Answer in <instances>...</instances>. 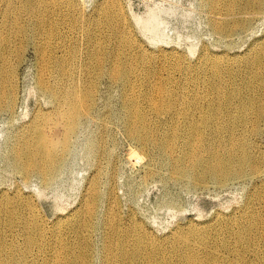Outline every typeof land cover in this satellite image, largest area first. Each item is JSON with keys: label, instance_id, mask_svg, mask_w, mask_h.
I'll return each instance as SVG.
<instances>
[{"label": "bare ground", "instance_id": "bare-ground-1", "mask_svg": "<svg viewBox=\"0 0 264 264\" xmlns=\"http://www.w3.org/2000/svg\"><path fill=\"white\" fill-rule=\"evenodd\" d=\"M203 2L213 14V31L222 36L246 28L247 16L264 14V0ZM90 13L70 0H0V112L14 113L16 71L25 61L24 45L29 37L44 68L37 86L51 102L48 110L36 112L15 131L9 147L14 170L28 177L35 175L45 184L62 174L71 138L94 108L96 81L106 77L123 86L126 134L143 150L158 154L172 178L194 185L208 178L225 184L264 174V149L259 143L264 139V40L232 58L205 50L199 57L202 75L194 67L176 66L175 71L185 74L181 81L172 74L156 77L151 69H139L142 53L129 54V62L123 64V52H104L99 42L103 30L92 29L102 22L119 43L139 47L118 0H100ZM151 17L152 22L142 25V30L158 25ZM55 32L61 36L51 44ZM78 35L87 48L81 60H77L74 46ZM108 60L115 61L110 69L104 66ZM133 79L141 82L137 90ZM201 82L202 97L184 96ZM143 100L157 115L155 122ZM100 140L91 141L93 154L96 150L104 154ZM131 158L139 162L141 157L133 151ZM145 174L153 176L154 171L146 167ZM102 176L99 167L88 180L78 207L58 214L53 221L44 219L28 197L0 193V264H94L98 231L103 247L100 264H174L170 262L177 258H183L181 264H247L241 255L252 247L255 253L256 246L261 247L262 255H246L253 264H264V191H252L232 214H220L187 229L178 227L158 238L137 219L126 221L118 215L113 189H102L109 185L101 182ZM237 225L232 242L221 239ZM258 225L261 234L252 237Z\"/></svg>", "mask_w": 264, "mask_h": 264}, {"label": "rangeland", "instance_id": "rangeland-1", "mask_svg": "<svg viewBox=\"0 0 264 264\" xmlns=\"http://www.w3.org/2000/svg\"><path fill=\"white\" fill-rule=\"evenodd\" d=\"M70 1L79 5L83 11L93 14L100 0ZM118 1L121 15L139 47L119 43L104 28L103 22L98 27L92 25V29L97 33L103 30L99 42L107 55L119 50L125 55L121 60L125 64L129 62L130 55L142 53L144 59L139 69H151L156 72V77L172 74L175 80L183 81L185 74L175 71L178 64L194 67L202 75L199 57L203 51L209 50L215 55L232 58L257 47L259 44L254 45L255 41L264 40V14L247 16L246 28L222 36L213 31V14L203 0ZM151 16L156 18L158 25L149 31L142 30V25L152 22ZM46 28L49 29L50 25L47 24ZM58 36L61 34L53 33L50 43ZM24 46L25 61L16 71L17 105L14 113L0 112V193H19L28 197L44 219L53 221L58 214L70 213L78 207L88 180L100 167L103 172L101 182L109 183L102 189H113L118 203V215L126 221L130 217L137 219L155 237L162 238L178 227L187 229L197 223L212 221L217 215L232 214L244 205L252 191H264V174L258 179H236L225 184L215 183L208 178L202 184L194 185L184 179L172 178L169 168L158 154L143 150L126 134L122 118L123 86L106 77L96 81L94 108L81 120V125L71 138V152L62 174L45 184L35 175L28 177L22 171L14 170L9 147L15 138V131L23 128L36 112L46 111L51 106L50 98L37 86L40 75H44V68L34 54L33 38L29 37ZM74 46L77 60H81L87 48L80 35L74 39ZM114 64L115 61L108 60L104 66L110 69L109 65ZM80 78L81 73L78 72V83ZM133 80L136 81L137 90L141 82ZM202 93L201 82L184 96L191 98L198 94L202 97ZM155 98L161 100L157 93ZM143 102L151 121L155 122L157 115ZM177 110L181 111L182 106H178ZM93 140H100L105 149L103 155L97 150L93 154ZM259 143L260 148L264 149V139H259ZM133 151L141 157L139 162L131 158ZM146 167L153 169V176L145 174ZM106 174L111 177H106ZM255 186L260 187L254 189ZM16 205L20 207L19 203ZM237 231L238 225L233 232L226 231L221 239L232 242ZM260 234L261 228L258 225L252 237ZM101 239V232L98 231L94 235L95 254L98 256L94 264H100L99 257L103 250ZM218 247L219 244L214 248ZM252 249L247 251L248 256L263 254L260 246H256L255 253L251 252ZM203 254L204 250L202 259L206 261ZM246 254L241 255L242 259L247 264H253ZM182 261L183 258H177L170 263L181 264Z\"/></svg>", "mask_w": 264, "mask_h": 264}]
</instances>
